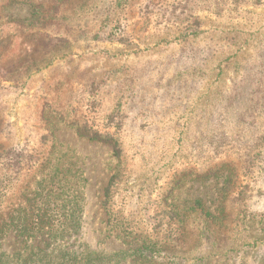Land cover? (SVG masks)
<instances>
[{
	"label": "rangeland",
	"instance_id": "obj_1",
	"mask_svg": "<svg viewBox=\"0 0 264 264\" xmlns=\"http://www.w3.org/2000/svg\"><path fill=\"white\" fill-rule=\"evenodd\" d=\"M234 1L70 0L54 23L0 44V152L48 158L82 198L78 232L28 233L21 221L40 167L14 176L0 213V264H69L87 246L108 254L137 247L136 234L107 226L104 189L118 164L111 146L62 125L43 140L45 103L88 104L92 85L100 100L90 124L105 129L113 113L122 120L123 173L108 204L123 222L151 232L166 203L182 212L201 201L213 211L223 201L228 227L218 247L200 241L197 214H187L184 264H264V0ZM28 12L14 3L1 16L24 20ZM222 163L236 165L229 196L219 173L186 178L165 201L177 176ZM115 264L134 263L128 255Z\"/></svg>",
	"mask_w": 264,
	"mask_h": 264
},
{
	"label": "trees",
	"instance_id": "obj_2",
	"mask_svg": "<svg viewBox=\"0 0 264 264\" xmlns=\"http://www.w3.org/2000/svg\"><path fill=\"white\" fill-rule=\"evenodd\" d=\"M70 0H7L0 2V44L6 38L18 37L21 33H32V29L44 27L50 23H54L61 7ZM243 0L234 1V6ZM259 2L260 0H255ZM23 4L29 10V15L24 20H6L1 16L3 8L12 4ZM219 1L216 4L219 6ZM159 4V3H158ZM213 5V6H214ZM212 6V5H211ZM217 6V7H218ZM221 10L223 7L220 5ZM161 9V8H159ZM18 35V36H17ZM0 74H5L4 69L0 66ZM5 78V77H3ZM93 89L88 96V104L79 105L74 109H68L58 103L46 102L44 118L50 133L45 135L43 140L46 142L54 138L52 130L59 125L66 126L74 130L77 137L86 139L90 142H97L109 145L112 148L113 157L117 160L116 173L111 177L107 187L104 189V209L108 216L107 226L112 231H119L120 233H127L131 235L136 234L140 237L137 241V247L130 249V251H122L119 256L117 254H108L92 250L88 246L83 251L74 255L72 260H68L69 264H115L120 260L126 258L128 255L132 256L134 264H184L188 260L187 255H180L182 245L186 243V237L189 233L186 224L188 215L196 213L199 220L198 234L207 245L218 247L217 234L222 228L228 227L226 223L228 214L223 205V201L219 203L217 209L211 211L206 209L201 201L196 202V207H192L188 211L182 212L178 207L166 203L159 213L162 218L156 223L151 232L141 231L136 232L130 229L129 224H125L121 219L119 213L114 212L115 208L108 204L112 198V190L115 185L119 183L122 177V154L119 134L122 120L117 118L116 114L109 116L105 129L94 127L90 124L88 115L97 108L99 103V95L97 93L99 86L92 85ZM119 116V115H118ZM116 118V119H115ZM40 159L33 154L28 153L24 149L14 148L7 151L0 152V213L4 207V199L9 192L14 181V176L26 170H32L37 166L40 167V179L36 183L33 190L29 191L30 199L28 202L32 205L29 207L30 213L23 219V231L35 232L44 231L46 228L50 234L56 237L66 236L69 232L81 229V193L69 183L68 179L64 177V167L60 168L53 165L48 158ZM224 170H227L224 173ZM219 173L225 174V181L221 189V194L224 197L229 196L232 192L233 182L236 181V165L234 163H222L219 166L209 170L205 174H197L190 172L181 174L175 178L169 187V196L171 197L176 190L185 183L187 179L192 181L209 180L216 178ZM186 180V181H184ZM21 209V216L25 211ZM190 213V214H191ZM25 214V215H26ZM159 215V214H158ZM166 223V226L164 225ZM25 228V229H24ZM199 248V247H197ZM227 252V251H224ZM185 254V253H183ZM195 261L202 260L199 257L192 258Z\"/></svg>",
	"mask_w": 264,
	"mask_h": 264
}]
</instances>
